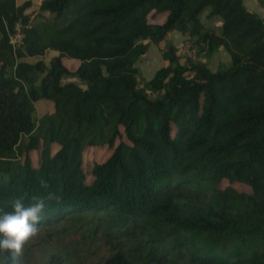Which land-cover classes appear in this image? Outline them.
Segmentation results:
<instances>
[{
    "label": "trees",
    "instance_id": "trees-1",
    "mask_svg": "<svg viewBox=\"0 0 264 264\" xmlns=\"http://www.w3.org/2000/svg\"><path fill=\"white\" fill-rule=\"evenodd\" d=\"M30 5L0 0V207L37 196L45 208L36 235L18 253L0 249V264H30L33 239L53 228L99 242L103 264H264L262 16L243 0H42L32 22ZM171 31L208 57L222 48L229 65L182 63L170 43L168 63L139 87L136 61ZM49 50L48 64L22 59ZM37 102L52 108L39 117ZM87 146L111 149L88 173ZM60 247L46 264H82Z\"/></svg>",
    "mask_w": 264,
    "mask_h": 264
},
{
    "label": "rangeland",
    "instance_id": "rangeland-1",
    "mask_svg": "<svg viewBox=\"0 0 264 264\" xmlns=\"http://www.w3.org/2000/svg\"><path fill=\"white\" fill-rule=\"evenodd\" d=\"M27 0H16L17 4H22ZM31 2L30 7L26 10V13L31 16L32 22L38 18L39 5L42 0H29ZM247 8L259 13L264 19V5L259 6L255 0H243ZM162 16L152 17L151 22L162 20ZM214 27L219 25V22H213ZM212 26V27H213ZM19 28V27H18ZM20 29V28H19ZM14 36V34H10ZM9 36V37H10ZM17 38V37H16ZM15 38V39H16ZM16 43V42H15ZM173 44L176 48V53L179 55L182 63H188L190 60L201 61L206 63L212 70H217L220 66H226L230 63V57L222 48L212 54V56H206L203 52L198 53L197 47L192 43L190 38L178 31H171L167 38L160 43H149L148 49L145 54L141 55L136 61V66L139 71V87H142L144 82L152 77L154 71L159 67L166 65L167 60L163 59L162 51L166 50L168 44ZM55 51H47L44 56H26L23 60L35 62L38 59H42L46 64L49 60L56 55ZM78 61L73 59H64V64L70 71H75L78 66ZM77 81L76 79H71ZM50 103L37 102L35 103V112L37 116H41L47 110L51 109ZM57 148V145H53V150ZM39 150H32L29 155L32 158L33 165H38ZM111 149L107 146H87L82 152V167L85 172H89L93 163L105 160ZM87 182L92 180L91 175L87 174ZM233 186L235 189L241 192H250L249 186L238 183L222 180L220 187ZM57 230V229H56ZM41 241L38 246H33L30 255L27 257L30 264H46L49 261V255L61 250L60 246H68L71 250H75L80 257L82 264H103L107 257V250L105 247L99 244V242H87L82 240L76 235H57L55 229L47 231H39L37 237L33 239V243ZM60 247V249H58Z\"/></svg>",
    "mask_w": 264,
    "mask_h": 264
},
{
    "label": "clouds",
    "instance_id": "clouds-1",
    "mask_svg": "<svg viewBox=\"0 0 264 264\" xmlns=\"http://www.w3.org/2000/svg\"><path fill=\"white\" fill-rule=\"evenodd\" d=\"M40 186L47 189L48 184L44 179L40 180ZM52 193L47 199H54ZM45 208V199L32 196L29 204L24 203V198H16L12 201V210L5 211L0 207V249L15 250L20 252L24 243L38 231V224L42 219Z\"/></svg>",
    "mask_w": 264,
    "mask_h": 264
},
{
    "label": "built area",
    "instance_id": "built-area-1",
    "mask_svg": "<svg viewBox=\"0 0 264 264\" xmlns=\"http://www.w3.org/2000/svg\"><path fill=\"white\" fill-rule=\"evenodd\" d=\"M13 34H14V36H10L9 37L10 38L9 42L12 44V46L14 48H17V47H19V46H21L23 44V34H22L21 30L18 27H16V30H15V32Z\"/></svg>",
    "mask_w": 264,
    "mask_h": 264
}]
</instances>
